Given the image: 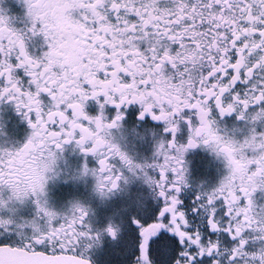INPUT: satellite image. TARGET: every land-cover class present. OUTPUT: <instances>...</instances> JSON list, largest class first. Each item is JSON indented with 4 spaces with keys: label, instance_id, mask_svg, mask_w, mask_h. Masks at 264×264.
Returning a JSON list of instances; mask_svg holds the SVG:
<instances>
[{
    "label": "snow or ice",
    "instance_id": "6c2138e0",
    "mask_svg": "<svg viewBox=\"0 0 264 264\" xmlns=\"http://www.w3.org/2000/svg\"><path fill=\"white\" fill-rule=\"evenodd\" d=\"M0 264H264V0H0Z\"/></svg>",
    "mask_w": 264,
    "mask_h": 264
}]
</instances>
